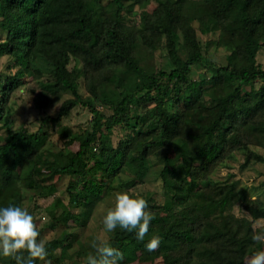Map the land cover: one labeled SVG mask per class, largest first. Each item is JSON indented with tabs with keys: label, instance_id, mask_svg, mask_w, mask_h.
Returning a JSON list of instances; mask_svg holds the SVG:
<instances>
[{
	"label": "trees",
	"instance_id": "obj_1",
	"mask_svg": "<svg viewBox=\"0 0 264 264\" xmlns=\"http://www.w3.org/2000/svg\"><path fill=\"white\" fill-rule=\"evenodd\" d=\"M135 15L138 24H127ZM195 24L207 43L232 53L228 63L207 60ZM262 47L264 0H0V207L23 208L24 191L43 196L55 186L50 178H67L66 200L55 199L40 238L62 227L63 240L46 243V260L86 264L94 249L69 231L86 227L118 182L155 217L143 241L119 227L109 233L119 264H247L264 251L252 239L264 231L254 227L264 205L246 203L238 182L213 175L237 155L242 168L264 161ZM160 50L163 65L147 67ZM23 89L39 109L71 97L30 133L12 122L10 100ZM76 107L88 110L89 125L64 127L61 148L50 151L44 125ZM115 131L122 136L113 144ZM155 156L161 194H133ZM237 204L249 217L234 214ZM153 236L161 243L149 252ZM0 264L15 261L0 255Z\"/></svg>",
	"mask_w": 264,
	"mask_h": 264
},
{
	"label": "rangeland",
	"instance_id": "obj_2",
	"mask_svg": "<svg viewBox=\"0 0 264 264\" xmlns=\"http://www.w3.org/2000/svg\"><path fill=\"white\" fill-rule=\"evenodd\" d=\"M152 7H149L150 11ZM127 24L129 25H137L138 17L128 16ZM195 29L197 30V25L195 24ZM197 37L204 46L206 43L207 51H205V56L208 61L215 63L216 65H225L232 58V53L229 50L224 48L217 49L212 43H207V41L211 40L208 36H203L197 30ZM163 52L157 51L153 56L152 60L147 64V67H160L163 65L165 58L162 54ZM257 63L264 69V47H262L256 57ZM7 64L6 59H0V72L5 70V65ZM203 72L202 70H199ZM207 74V73H205ZM30 81V80H29ZM34 83V82H33ZM81 92L85 95L84 90ZM69 94H63L60 100L54 102L53 104L47 106L44 109H39L34 104V96L30 94L26 89L16 91L10 100V107L12 109V122L13 127L15 129L23 128L24 130L34 133L41 127L42 119L47 116L56 117L58 113V109L60 104L67 98H70ZM98 110L105 112L107 115L109 112L101 107H98ZM91 120V115L87 109L83 107H76L71 111L70 116L67 119H62L60 123H49L44 125L43 129L49 133L50 136V144L48 149L50 151H58L61 148V139L60 133L64 127H68L73 131H76L80 128H86L89 125V121ZM13 128V129H14ZM2 135L3 132L1 131ZM122 134L118 131H115L112 135V143L116 144L118 139ZM260 152V150H258ZM264 156L263 152H260ZM243 158L237 155V160L229 163V167H220L213 178L216 180H223L231 177L233 181L238 182L239 189L246 191V203L252 204L254 206L264 205V161L257 162H249L247 166L242 168ZM161 167V160L159 156H155L151 160L150 170L147 172L144 183L136 186L132 192L133 194L141 193V194H151V195H160L161 194V184L157 178L158 171ZM128 175H122L121 180L126 181L128 179ZM68 179L63 178L61 180L58 177L50 178V183L55 185L49 187L45 194L42 196L40 194H36L33 191H24L25 200L23 203V208L26 209L30 214H32L35 218V222L37 223L38 230L44 229L45 226L49 225L50 219L48 218L49 213L53 211V205L55 199H60L65 202L64 190L67 185ZM118 182L115 184L113 194L102 202L97 208L96 211L84 228L71 227L69 231L70 234H76L80 236L85 242L91 246V242L98 236L109 240L110 234L105 233L103 231L102 219L105 215L108 208L114 206L115 203V193L123 192L117 187ZM32 211V212H31ZM59 211V210H58ZM233 212L238 217H249L248 213L242 208L241 204H237ZM58 213V212H56ZM255 228L264 227V221H257L254 224ZM45 240V243H52L54 240L58 239V241H62L65 233L62 227L58 226L55 231H51L45 229L44 234L42 235ZM79 237V238H80ZM80 238V239H81ZM75 250V248L71 249V251ZM56 254L64 258L65 254L61 251H57ZM65 259L60 260L56 264H69L65 263ZM158 262H156L157 264ZM45 264V262H43ZM70 264H76L71 262Z\"/></svg>",
	"mask_w": 264,
	"mask_h": 264
},
{
	"label": "clouds",
	"instance_id": "obj_3",
	"mask_svg": "<svg viewBox=\"0 0 264 264\" xmlns=\"http://www.w3.org/2000/svg\"><path fill=\"white\" fill-rule=\"evenodd\" d=\"M147 208L148 202L143 197L134 198L127 191L115 193L114 206L107 209L102 219L103 231L111 233L119 227L135 232L136 239L143 241L155 218ZM40 237L35 218L26 209L15 205L0 207V255L14 260L15 264H35L36 261L50 264L46 260L45 240ZM252 239L264 241V231L254 233ZM160 243V237L153 236L146 244L147 251H156ZM91 248L94 252L87 254L86 264H119L123 259V253L100 236L91 242ZM247 264H264V251L255 252L247 259Z\"/></svg>",
	"mask_w": 264,
	"mask_h": 264
}]
</instances>
